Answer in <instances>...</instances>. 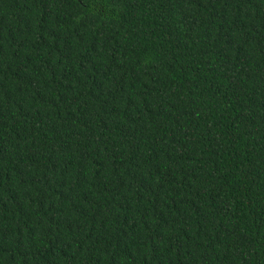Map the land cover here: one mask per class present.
Here are the masks:
<instances>
[{
  "label": "trees",
  "instance_id": "trees-1",
  "mask_svg": "<svg viewBox=\"0 0 264 264\" xmlns=\"http://www.w3.org/2000/svg\"><path fill=\"white\" fill-rule=\"evenodd\" d=\"M0 264H264V0H0Z\"/></svg>",
  "mask_w": 264,
  "mask_h": 264
}]
</instances>
